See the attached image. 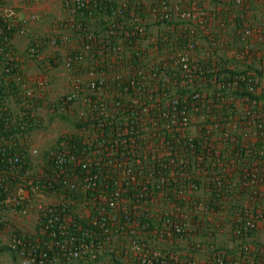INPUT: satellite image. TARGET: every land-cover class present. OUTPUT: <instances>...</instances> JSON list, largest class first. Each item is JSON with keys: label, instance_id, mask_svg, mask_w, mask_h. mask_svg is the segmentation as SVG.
Here are the masks:
<instances>
[{"label": "built area", "instance_id": "1", "mask_svg": "<svg viewBox=\"0 0 264 264\" xmlns=\"http://www.w3.org/2000/svg\"><path fill=\"white\" fill-rule=\"evenodd\" d=\"M206 1L61 0L44 30L0 0V247L13 264H264V17L244 18L255 0ZM60 65L67 89L51 99ZM61 114L96 123L48 139Z\"/></svg>", "mask_w": 264, "mask_h": 264}, {"label": "crops", "instance_id": "2", "mask_svg": "<svg viewBox=\"0 0 264 264\" xmlns=\"http://www.w3.org/2000/svg\"><path fill=\"white\" fill-rule=\"evenodd\" d=\"M26 2H30L32 4V6L30 7V10H34L35 12L40 13L41 15L44 16V21H46V18H50V15L53 16L54 21L57 20L58 18L62 17L63 14V8L61 5V0H25ZM47 1H56L57 4L54 5L55 8H51L49 9V5L47 4ZM223 1H227V0H223ZM205 5L208 4V2L206 0H204ZM57 5L59 6L58 8H60V10L58 11L57 9ZM207 7V6H206ZM229 7H231V11L233 13V15L235 16V21L241 23V22H246L245 20H243L240 17V8L238 7H233L232 5H230ZM228 5H220L218 7V9H223V8H229ZM56 11L57 14H56ZM261 17H264V0H255L254 3L251 5L250 10H248L245 15L244 18L247 19V21H250L251 23H258L259 19ZM52 21V22H54ZM53 24V23H52ZM232 25V24H231ZM40 27V26H39ZM44 30H46L48 28L47 25L44 24V27H42ZM57 53V54H64L67 52V48L66 46H61L59 48H54L51 49V51L49 50V54L52 53ZM61 70H59V73L57 74V72L55 71L57 68L53 69V71H51V73H54L55 71V75H62V79L65 80L63 82H61L60 84L64 85V87H67V74H66V70L63 69V66L60 65ZM66 74V76H65ZM262 229H263V234H264V224L262 225Z\"/></svg>", "mask_w": 264, "mask_h": 264}, {"label": "rangeland", "instance_id": "3", "mask_svg": "<svg viewBox=\"0 0 264 264\" xmlns=\"http://www.w3.org/2000/svg\"><path fill=\"white\" fill-rule=\"evenodd\" d=\"M18 5L21 6V8H25L27 7L28 10H30V7L32 6V4L30 2H26L24 0H14ZM47 4L49 5V9L51 8H55L54 5L57 4L56 1H47ZM59 6L57 5V9L58 11L60 10V8H58ZM56 11V14L57 12ZM54 17L50 15V18H46L45 21V25L48 26L47 29H49L52 25V21H54L53 19ZM24 39L19 38L18 42L20 43V45L22 46L24 44ZM17 42V43H18ZM19 45V44H18ZM59 70H61L60 68H57L55 71L57 72V74L59 73ZM55 71L54 73L49 74L50 80H51V86L48 89L49 95L48 97L51 99H56V97L58 95H60L61 93L66 91V87H64V85L60 84L61 82H63L65 80L62 79V75H55ZM80 107L77 106V110L80 111L79 109ZM44 113H49V111H44ZM54 116H51V118H48L47 120V126L44 127L42 130L40 129V131H46L45 135L47 136V138L49 139L50 137L52 138H56L59 137L60 135L63 134H67V133H71L72 131H74L73 127L65 121H61V120H53ZM10 254L9 253H0V261L6 263V264H13V262H11L10 259Z\"/></svg>", "mask_w": 264, "mask_h": 264}, {"label": "trees", "instance_id": "4", "mask_svg": "<svg viewBox=\"0 0 264 264\" xmlns=\"http://www.w3.org/2000/svg\"><path fill=\"white\" fill-rule=\"evenodd\" d=\"M1 24V23H0ZM0 47H2V46H0ZM49 65L50 66H53V67H56L57 66V64H55L54 62H52V60H50L49 61ZM218 77V76H217ZM13 86H15L14 84H13ZM59 119L61 120V121H65V122H68L72 127H73V129L75 130V131H78V132H85V131H89V130H92L91 129V126H92V124H95L96 122H95V120H92V119H87V120H85V119H75V120H72V119H70L67 115H64V114H61L60 116H59ZM114 120V122H115V119H113ZM137 125L136 124V122L135 123H133V125ZM36 126V122H34V120L33 119H30L29 120V130H32L34 127ZM114 127H118L119 128V130H120V128H123V126H117V125H115L114 124ZM103 130H105V131H107V130H113V129H111V128H109V127H107V128H103ZM110 132H112L113 134H114V132L115 131H110ZM122 135H121V138L120 139H118V141H120L119 142V146H120V143H121V141H124L125 140V142H127L128 141V139H127V137L124 135V131H119ZM135 133H137V134H141V133H139V132H137V131H134ZM142 135V134H141ZM144 135V134H143ZM66 137H63L61 140H63V139H65ZM144 138V137H143ZM140 139L139 140V145L142 147V149L144 150V147L146 146V145H148L149 144V141H150V139L148 138V137H145V139ZM167 139H169L171 142L172 141H174L175 142V138L174 137H170V136H168L167 137ZM67 141L68 142H71L73 145H76L77 146V149H88L87 148V143H86V140H85V138L84 137H82V136H80V135H78V134H76V135H73L72 134V136H67ZM197 143V142H196ZM127 146H129V144H127ZM126 146V149L127 150H129V148ZM147 156V157H146ZM151 156V153H148V154H146V155H144L143 157H146L145 159H147V160H149V159H151V158H149ZM159 159H160V157H159ZM159 159H156V160H159ZM161 160V159H160ZM9 253V254H11L12 256H13V259L15 260V257H14V254L13 253H11L6 247H0V253Z\"/></svg>", "mask_w": 264, "mask_h": 264}]
</instances>
